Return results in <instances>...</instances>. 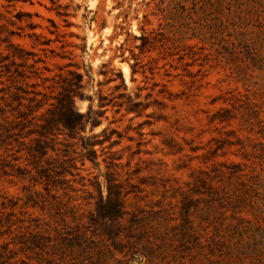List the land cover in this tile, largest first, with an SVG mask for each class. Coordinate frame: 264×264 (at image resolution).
Returning a JSON list of instances; mask_svg holds the SVG:
<instances>
[{"label": "rangeland", "instance_id": "1", "mask_svg": "<svg viewBox=\"0 0 264 264\" xmlns=\"http://www.w3.org/2000/svg\"><path fill=\"white\" fill-rule=\"evenodd\" d=\"M217 2L0 0V65L15 43L32 53L28 74H42L17 89L0 67V102L31 93L27 81L55 94L56 74L75 69L86 84L78 109L102 111L87 131L103 142L95 145L98 159L83 166L77 158L69 183L48 192L44 182L0 171V192L20 198L50 239L35 259L21 257L31 264H264V43H213L205 31ZM4 152L5 164L30 167L26 148ZM107 171L128 191L120 234L110 237L109 223L87 230L85 253L69 248L65 236L88 228L95 212L96 177L107 193ZM30 189L38 192L34 203Z\"/></svg>", "mask_w": 264, "mask_h": 264}, {"label": "trees", "instance_id": "2", "mask_svg": "<svg viewBox=\"0 0 264 264\" xmlns=\"http://www.w3.org/2000/svg\"><path fill=\"white\" fill-rule=\"evenodd\" d=\"M208 15L214 16V20L207 24L205 34L213 43H264V0H218ZM10 47L13 51L3 57L9 61L0 65L2 75L7 74L10 80L17 83V89H22L18 83L24 80L42 78L39 68H35L32 75L27 72V56L32 53L15 43H10ZM41 60L39 58L34 62ZM56 76L55 83L51 85L57 89L55 94L48 95L36 88L38 82L27 81L33 87L31 93L15 91L10 93L11 101L2 97L0 102V149H4L8 155L10 151L19 152L26 148L27 159L30 160V167L15 163L8 165L5 164L7 158L0 154V159H3L0 160V171L5 175L28 176L36 183L44 182L48 192L52 185L69 183L68 174L76 175L75 172L80 169L77 158L83 166L87 159L96 162L98 151L95 145L103 143L99 134L88 135L87 132L88 126L93 131V127L100 123L102 111L90 106L87 112H81L76 105V98L85 96L84 75L70 69ZM109 80H113L112 77ZM122 85L115 87L118 89ZM103 100L104 97H101L100 107L106 104ZM127 110H133V107L129 106ZM74 145V150L70 151V146ZM72 152L78 156L71 155ZM14 159L17 161L20 156ZM111 165L109 163L107 167ZM7 166H11L13 171ZM105 176L107 193L104 194L103 184L96 177L91 183L95 192L89 194V203L94 205L95 212L89 216L88 228L82 230L79 227L74 234L65 236L69 248L78 246L79 251L85 253L89 237L87 230L97 231L109 223L111 226H108L107 234L113 238L119 236L117 223L126 213L128 191L113 172L107 171ZM36 193V190L30 189L28 200L36 202ZM42 201L49 204L50 199L45 196ZM35 222L36 219L21 205L20 198L0 192V264H31L21 255L35 259L49 246L50 239L36 228ZM63 243L53 244L52 247L62 249Z\"/></svg>", "mask_w": 264, "mask_h": 264}, {"label": "bare ground", "instance_id": "3", "mask_svg": "<svg viewBox=\"0 0 264 264\" xmlns=\"http://www.w3.org/2000/svg\"><path fill=\"white\" fill-rule=\"evenodd\" d=\"M122 69H123L124 72L128 71V68H127V66L125 64H122Z\"/></svg>", "mask_w": 264, "mask_h": 264}]
</instances>
